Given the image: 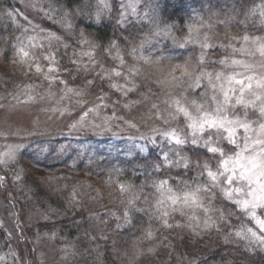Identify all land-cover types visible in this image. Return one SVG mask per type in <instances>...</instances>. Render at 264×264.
<instances>
[{
    "label": "rangeland",
    "instance_id": "rangeland-1",
    "mask_svg": "<svg viewBox=\"0 0 264 264\" xmlns=\"http://www.w3.org/2000/svg\"><path fill=\"white\" fill-rule=\"evenodd\" d=\"M14 1L21 4L20 9H0V160L7 159L0 166L6 169L22 157L38 164L60 163L57 185L63 187L71 216L88 213L85 215L88 232L84 237L91 239L92 251L80 244L83 238L80 236L72 244L60 245L54 235L35 233L40 221L51 220L58 213L53 207L28 206L17 188L9 187L0 175V225L9 241L5 256L12 255L17 264H109L103 247L115 231L126 226V218L131 213L138 223L148 221L152 230L157 225H165L163 220L199 234L228 225L225 237L247 246L250 244L246 238L250 236L248 229L257 236L264 234V228L260 227V222H264V206H249L245 211L234 203L251 199L246 195L247 183L239 178L231 186L226 181L222 185L229 190L240 189L233 192L232 199L213 186L211 191L199 193L202 207L171 205L165 201L162 210H158L160 193L153 186L154 181L168 180L178 194L185 184L187 190H194L198 185L207 188L210 182L195 166L182 169L165 165L159 171L152 167L162 164L165 153L171 156L174 148L179 150L180 146L163 133L170 129L187 130L185 118L172 119L171 105L165 101L170 91L179 94L185 89L154 86L142 74L143 66L152 59H171L192 50H197L200 56L197 41L207 39L214 46L205 50L208 55L199 69L223 71L226 75L244 74L237 79L248 75L261 78L264 56L254 50L250 41L246 45L243 37L264 36L261 15L264 0H109L112 8L102 22L92 20L95 24L106 23L120 29L118 37L106 44L77 28L79 14L54 0ZM99 3L100 0L87 1V18L89 12L95 13ZM129 3L135 4V12L124 8ZM166 7L179 11L180 24L166 20ZM117 9L127 12L125 23H118ZM224 25L234 26L237 31L219 32V27ZM81 33L98 47L84 43ZM174 38L184 46L180 47ZM111 43L118 48L109 49ZM21 47L27 56L22 55ZM242 47L250 51L233 50ZM117 51L123 64L114 59ZM86 52H91V57L82 55ZM224 58H228L227 66L217 63ZM232 60L243 61L251 67L232 65ZM112 69L121 75L116 76ZM129 69H133L131 74ZM166 77L163 75L162 80ZM113 84L118 87H111ZM206 85L207 81L202 80L199 87L187 89L191 93L188 99L206 103L212 109L215 107L210 99L213 90ZM125 88L133 90L125 95ZM236 88L233 104L239 95V85ZM252 91L261 90L254 86ZM217 95L223 98L222 94ZM245 96L252 99L250 93L246 92ZM244 111L242 105H237L234 109L229 107L227 115L243 118ZM247 111L250 121L257 120V115L252 114L254 109ZM243 135L240 129L237 144L241 147ZM220 143L229 155L241 150L227 140ZM6 153H11L12 158L8 159ZM207 154L210 156L207 161L216 170L218 158ZM184 155L189 156L188 150ZM80 166V175L68 174V169ZM107 194L121 198L120 204L107 205ZM163 211L168 215L162 217ZM237 232L241 235H236ZM252 245V248H264L255 241ZM4 255L0 253V264L8 260Z\"/></svg>",
    "mask_w": 264,
    "mask_h": 264
},
{
    "label": "snow or ice",
    "instance_id": "snow-or-ice-1",
    "mask_svg": "<svg viewBox=\"0 0 264 264\" xmlns=\"http://www.w3.org/2000/svg\"><path fill=\"white\" fill-rule=\"evenodd\" d=\"M111 8L112 5L109 3V0H100L95 13L89 12L87 15L89 19L94 20L96 23H101L102 18L111 11ZM124 8L131 9L132 12L136 11L135 4L133 3L125 5ZM116 11L120 13L118 23H125L128 19L127 12L121 9H117ZM261 15L264 16V10H262ZM49 35L51 37V34ZM55 38L59 39V37ZM81 39L90 47H98L92 41L88 40L83 33H81ZM232 39H235V37ZM243 40L246 45L250 41L254 50L264 56V36L250 38L245 35ZM174 42L180 47L184 46L179 41H175V38ZM197 42L200 43L201 47V53L197 63L204 64L208 55L205 50L214 45L209 44L207 39L203 42ZM223 46L221 45V47ZM117 48L118 46L115 43L109 45V49ZM233 50L240 52L250 51L247 47ZM20 52L23 56L28 55L23 47L20 48ZM109 54L111 53L109 52ZM82 55L91 57L92 53L86 52L82 53ZM114 59L120 60V63L123 64V59L119 56L118 51ZM217 63L227 66L229 61L228 58H224ZM231 64L242 65L245 69H250L251 67L243 61L238 60H232ZM52 70L55 69H50V71ZM105 71L108 72L109 70ZM132 71L133 69H129L130 74ZM111 72H114L116 76L121 75L115 69H112ZM177 72H179V75H176ZM238 75L243 76L244 74L234 72L226 75L223 71L210 72L206 68H200L197 71L191 61H184V63L175 64L167 74V77L159 81L164 87L185 89L184 92H180L179 94L170 91L168 93V100L165 103L171 105L172 112L169 115L172 119H176L177 117L185 118V127L187 130L170 129L163 133L165 137H169L175 142V145L180 147L179 150L174 148L171 156L165 153L162 164H154L152 167L159 171L165 165L168 168L175 167L182 169H189L195 166L201 170L202 174H206L210 184L207 188L203 185H198L194 190H187L188 186L185 184V188L181 189L178 194L173 191L168 180L154 181L153 186L160 193V199L157 201L158 210H162L165 201H170L171 205L202 207L199 193L202 191H211L213 186L220 188V191L225 197L232 199L233 192H238L240 189L229 190L223 188L222 185L226 181L231 186L237 178L247 183L249 192L246 195L250 196L251 199L236 200L234 203L240 205L241 209L245 211L248 210L249 206L253 208L258 205L264 206V76L256 79L254 76L248 75L243 79H237ZM202 80H206V87L213 90V95H211L210 99L215 102V107L212 109H209L206 103H198L195 99H188L191 93L187 92V89L199 87ZM253 81H255V84H253ZM236 85H239V95L235 96V103L233 104V96L237 92ZM254 86L261 91H252ZM111 87L115 88L118 86L113 84ZM132 90L131 88H125L124 94L126 95L128 91ZM67 91L73 92L74 90L67 89ZM246 92L250 93L252 99H246ZM217 93L222 94L223 98L219 99ZM237 105H242L245 109L243 118L241 116H233L230 118L227 115L229 107L234 109ZM153 107H156V105H153ZM249 108L255 110L252 114L257 115V120L250 121L248 119L249 113L247 109ZM165 122L167 123L168 121L166 120ZM254 123L256 127H253ZM240 129H243L244 133L242 147L237 144V135ZM221 140H227L229 144L236 145L241 150L229 155L225 151V148L221 146ZM199 148H203L206 153H211L214 157L218 158L216 170H213L207 160L203 162L199 160L193 161L189 156L184 155L186 150H192L193 155H196ZM141 151H144V149H141ZM245 153H248V155H245ZM5 156L8 159L12 158L11 153H6ZM0 163L6 164L7 159L0 160ZM167 215V211L162 212V217ZM163 223L167 227H172L171 224H168L167 220H163ZM260 227L264 228V222H260ZM247 233L250 234V236L246 237L250 240L249 251L253 247L252 241H255L260 246H264V234L257 236L252 229H248ZM148 235H151V233L149 232ZM236 235L240 236L241 232H237Z\"/></svg>",
    "mask_w": 264,
    "mask_h": 264
},
{
    "label": "trees",
    "instance_id": "trees-1",
    "mask_svg": "<svg viewBox=\"0 0 264 264\" xmlns=\"http://www.w3.org/2000/svg\"><path fill=\"white\" fill-rule=\"evenodd\" d=\"M54 1L68 10L76 11L79 14L76 27L85 30L93 40L106 44L118 37L117 33L120 29L111 28L106 23L95 24L86 17L88 0ZM11 7L20 9L21 4L14 0H0V9ZM164 17L169 22L175 21L179 24L182 22L178 10L170 11L166 7ZM236 31L234 26L219 27L221 33ZM120 33L126 35L122 30ZM198 58V51L192 50L171 59H152L143 66L142 74L154 86L163 87L159 81L175 64L191 61L193 67L199 69ZM188 153L192 160L203 161L210 158L209 154L200 149L196 155H193L192 150H188ZM61 169L62 165L58 162L54 165L38 164L22 157L17 164L9 165L6 169L0 166V175L7 181L9 187L17 188L28 206L53 207L58 213L51 220L40 221L36 225L35 233L41 231L54 235L55 241L60 245L72 244L78 239L77 236H80L83 237L80 244L92 251L89 247L91 239L84 237L88 232L85 227V215L88 213L70 215L71 210L66 205L63 187L57 185V172ZM81 171L82 166L71 168L68 169V174L80 175ZM15 178L18 179L16 183ZM106 198L110 207H115L121 202V198L111 194H107ZM19 202L22 205L21 200ZM132 215L131 213L129 218H126V226L122 230L115 231L103 247L104 258L109 264H264V248L255 247L249 251V246L229 241L224 235L228 225L210 228L201 234L187 228L165 225H157L152 230L148 221L138 223L136 217ZM149 232L152 235H148ZM8 242L5 230L0 225V253L3 255L7 252ZM5 257L8 259L5 264H17L12 255ZM93 259L96 261V254Z\"/></svg>",
    "mask_w": 264,
    "mask_h": 264
}]
</instances>
